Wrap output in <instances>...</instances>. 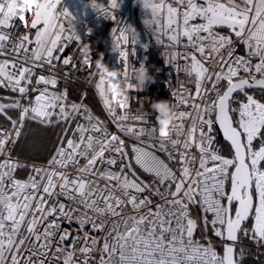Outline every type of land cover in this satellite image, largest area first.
I'll use <instances>...</instances> for the list:
<instances>
[{"label": "snow or ice", "instance_id": "6c2138e0", "mask_svg": "<svg viewBox=\"0 0 264 264\" xmlns=\"http://www.w3.org/2000/svg\"><path fill=\"white\" fill-rule=\"evenodd\" d=\"M13 3L0 0V88L16 94L0 102V115L10 123L0 126V264H240L241 235L264 243V102L247 91L264 90V0H143L152 17L145 23L160 32L157 43L164 44L162 35L165 47L186 49L166 53V62L194 84H181L165 140L157 138L153 116L132 112L130 93L137 90L129 73L128 33L135 30L112 29L113 37L123 33L119 72L129 91L126 112L112 103L102 72L86 75L95 81L111 123L133 141L130 156L120 135L110 133L82 102L69 104L67 89L57 90L60 64L65 79L69 66L85 70L73 56L62 57L72 42L66 20L75 17L61 7L62 0H34L31 17H24L29 27L15 34L9 29L21 20ZM92 7L115 20L112 10L119 4L109 0L107 7ZM237 44L244 54L237 55ZM78 115L85 123L73 129ZM30 121L67 125L46 165L12 158ZM214 126L230 144V157L213 147ZM25 168L26 179L18 178ZM194 207L202 215L194 216ZM62 222L76 223L83 239L73 238ZM209 225L226 241L222 255L211 240L195 239ZM87 227L107 231L97 239Z\"/></svg>", "mask_w": 264, "mask_h": 264}, {"label": "built area", "instance_id": "2783aa9c", "mask_svg": "<svg viewBox=\"0 0 264 264\" xmlns=\"http://www.w3.org/2000/svg\"><path fill=\"white\" fill-rule=\"evenodd\" d=\"M93 2L103 4L105 7L108 6L109 0H62L61 7H66L68 11L75 17L76 29L78 33L81 35L82 40L85 42H90L93 45V57H96L97 53L103 54L104 62L110 67L120 70L122 68V61L119 57V53L110 52V44H111V35L112 29L119 27L125 28L128 27L130 29H134L135 33H138L140 43H148L150 45L149 50L145 53L139 44L132 45L131 37L130 43L128 45L129 51V73L131 75L134 68L139 67L141 60L144 59L145 56L147 59V66L149 67V72L151 75L155 77V83H151L147 86V89L144 91H134L130 93L132 96V112L142 115L153 116L150 111V102L151 100H168L170 99V93L168 88L165 85L166 81L171 82V86L174 89H178L180 91L181 84L183 83L185 87L194 89V84L190 83L185 76L178 72L177 68L174 64L167 63L166 54L164 56L161 53H171L173 51H186L183 45L179 46L178 49H173L170 47H165L167 42L166 36H160L162 40H164V44L157 43V36L160 35L159 30L154 24H146L145 21L151 20V12L144 8L143 0H118L119 7L112 10L116 19L112 20L110 18H106L103 16L101 12L94 9L92 7ZM14 27L9 29V31L14 32L15 34H21L25 31L22 27L21 22L16 19L13 22ZM34 31V30H32ZM220 31V30H219ZM224 32V31H222ZM120 32L117 31L116 35H119ZM186 43V41H185ZM237 55L244 54V49L241 45L237 44ZM134 51V54H132ZM73 56V62L79 66V53L76 51V42L72 41L67 48H65L62 57ZM177 63H183L182 60H177ZM157 69L159 71L157 72ZM71 67L69 66V77L65 79L64 72L65 66L59 65V80L60 82L57 85V90L63 91L67 89L68 92V102L69 104L75 103H83V105L87 106L91 112L103 120L108 127V130L112 134L120 135L122 139L126 142V151L129 152V156L131 155L130 149L131 144L133 143L128 137H125L122 133H119L116 129L115 125H113L108 117L107 113L102 107L101 101L95 91L94 83L95 81H89L87 77V72L90 70L85 69L84 71H71ZM47 75L48 72L45 71ZM133 83L135 81L133 80ZM121 84L123 85L122 81ZM69 86L76 88L78 95L76 97H72L69 91ZM223 88V85H221ZM92 99L99 109V114H96L92 111V107L88 104V100ZM141 104L143 107L141 108ZM18 115V113H17ZM17 117V116H16ZM150 118H154L150 117ZM76 123H85L83 116L78 115L76 120L71 123V127L74 129ZM0 126L10 127V124L0 123ZM214 137L213 147L218 149L223 155V147L222 143L219 141L215 126L213 128V132L211 134ZM71 136V132L69 134ZM18 142V141H17ZM17 145V143H16ZM15 145V147H16ZM14 147V149H15ZM14 149L11 150L12 158L18 159L21 162L32 164L36 163L38 165H46L47 162H39L33 160H26L22 158H18L13 155ZM111 154L106 153V158H108ZM163 155V154H161ZM230 157L231 155H225ZM118 164L120 163L119 158ZM83 163V161H82ZM123 164H127L126 158H124ZM98 167H104L98 165ZM175 167V164H173ZM29 174V169H19L16 173L18 178L26 179ZM101 186H103V182H101ZM146 195V194H145ZM62 202L63 198H61ZM193 215H202L198 208L192 209ZM209 219L211 216L209 215ZM62 227L66 230H70L73 233V238L79 236L80 239H83V233L78 230V225L76 223L68 224L66 222H62ZM86 230L90 233L91 236H95L97 239H102V237L106 234L105 232L97 233L92 231L90 227H87ZM26 234V233H25ZM195 239L203 240L207 242V240H211L217 251L222 255L219 251V248H223V243L226 241H221L217 238L213 231L211 230V226L206 230L197 231L195 235ZM77 245L79 246L80 241L77 240ZM264 244V243H262ZM66 247H71V241H68L65 245ZM238 248L248 249L251 248L246 245L239 244ZM252 249L260 250V247H253ZM98 259V253L96 254Z\"/></svg>", "mask_w": 264, "mask_h": 264}, {"label": "clouds", "instance_id": "9594fccd", "mask_svg": "<svg viewBox=\"0 0 264 264\" xmlns=\"http://www.w3.org/2000/svg\"><path fill=\"white\" fill-rule=\"evenodd\" d=\"M33 3L34 0H14L13 3V7L16 10V16L21 20V25L25 29L29 27V22L27 19H24V17H31ZM66 23L71 27L72 41L76 42V51L79 53L80 64L87 70H99L103 73L104 82L108 85L112 97V103L120 109L121 114H124L129 103V91L124 84H121L119 70L110 68L104 62L102 53H97L96 57H93V45L90 42L82 40L81 35L76 29V22L71 17L67 18ZM122 35L123 33L116 35V37L111 35L110 52L119 53L121 51L120 45L122 40L120 39V36ZM128 35L135 44L140 45L145 53L149 50L150 45L148 43H140L138 33L129 32ZM165 54L166 53H161L162 56ZM147 59L148 57L145 56L144 59L141 60L139 67L134 68L131 73V77L135 81V83L132 84V87L137 91H144L149 84L155 83V77L149 72V67L146 63ZM158 71L159 69H157V72ZM165 85L170 93V99L158 101L151 100L150 102V111L156 122V136L161 140L169 139L171 137V125L174 122L176 109L181 102L179 90L172 88L170 81H166ZM142 107L143 104H141V108Z\"/></svg>", "mask_w": 264, "mask_h": 264}, {"label": "trees", "instance_id": "16d2710c", "mask_svg": "<svg viewBox=\"0 0 264 264\" xmlns=\"http://www.w3.org/2000/svg\"><path fill=\"white\" fill-rule=\"evenodd\" d=\"M219 30L224 32L229 31L226 28ZM68 88L72 97H76L78 95L76 88L72 86H69ZM247 91L248 94L253 95L261 102H264V90ZM15 96L16 94L10 92L7 88H0V102L7 104L10 102L7 98ZM235 99L244 100L245 97L243 94H236ZM88 104L92 107V111L94 113L99 114L98 106L92 99L88 100ZM233 107H236V105H233ZM8 115L12 118H16L17 112L9 110ZM0 123L10 124L9 121H7L2 115H0ZM53 123H55V121ZM65 127H67V125L63 123L56 127H44L36 122H27L23 130V134L14 149L13 155L26 160L47 162L53 154L54 149L58 146V134L61 133ZM222 147L225 155H232V149L228 144L222 143ZM137 172L143 179H151L142 172H139V170H137ZM239 244L251 247L248 249H237L236 255L240 264H264V244H257L251 239V234H249L248 237L241 235ZM253 247H260L261 249H252ZM241 249L243 250V257L240 256ZM219 251L223 253V248H219Z\"/></svg>", "mask_w": 264, "mask_h": 264}, {"label": "water", "instance_id": "95a60500", "mask_svg": "<svg viewBox=\"0 0 264 264\" xmlns=\"http://www.w3.org/2000/svg\"><path fill=\"white\" fill-rule=\"evenodd\" d=\"M248 90H260V89L253 88V89H248ZM215 129H216V132H217V136H218L219 141L221 143H226V144H228L230 146V144L225 140V138L223 136V133L219 130V127L218 126H215ZM227 243H230V242H227ZM238 245H239V241H238V243L236 245V254H237ZM236 259H237V255H236Z\"/></svg>", "mask_w": 264, "mask_h": 264}, {"label": "rangeland", "instance_id": "374dc122", "mask_svg": "<svg viewBox=\"0 0 264 264\" xmlns=\"http://www.w3.org/2000/svg\"><path fill=\"white\" fill-rule=\"evenodd\" d=\"M69 134H70V132H69ZM126 161H127V163H129V158L128 157H126Z\"/></svg>", "mask_w": 264, "mask_h": 264}]
</instances>
